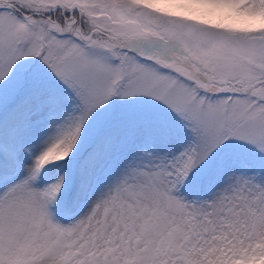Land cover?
<instances>
[{
	"label": "snow or ice",
	"instance_id": "6c2138e0",
	"mask_svg": "<svg viewBox=\"0 0 264 264\" xmlns=\"http://www.w3.org/2000/svg\"><path fill=\"white\" fill-rule=\"evenodd\" d=\"M0 264H264V0H0Z\"/></svg>",
	"mask_w": 264,
	"mask_h": 264
}]
</instances>
